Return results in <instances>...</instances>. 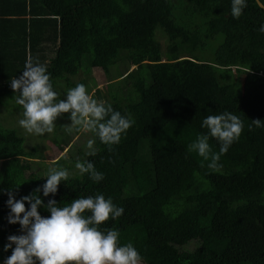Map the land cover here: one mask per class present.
<instances>
[{"label":"trees","instance_id":"obj_1","mask_svg":"<svg viewBox=\"0 0 264 264\" xmlns=\"http://www.w3.org/2000/svg\"><path fill=\"white\" fill-rule=\"evenodd\" d=\"M261 24L256 0H247L239 19L230 0H0L1 107L16 99L10 81L32 58L47 64L53 86L64 83V95L78 83L89 92L93 69L101 68L111 81L94 98L134 121L110 151L86 133L96 139L95 156L78 147L75 156L59 157L70 178L54 197L38 193L44 202L54 198L63 207L89 195L111 197L124 212L100 228L118 230L143 264H264V127L252 122L264 123ZM117 64L123 72L111 78ZM223 112L237 115L243 129L212 171L188 145L207 132L205 117ZM62 118L56 133L70 123L67 113ZM45 140H27L0 115V264L11 255L3 250L7 236L20 234L19 224L7 222L6 192L19 199L45 182L18 164H44ZM209 144L219 152L215 139ZM78 159L90 160L104 179L80 176Z\"/></svg>","mask_w":264,"mask_h":264},{"label":"clouds","instance_id":"obj_2","mask_svg":"<svg viewBox=\"0 0 264 264\" xmlns=\"http://www.w3.org/2000/svg\"><path fill=\"white\" fill-rule=\"evenodd\" d=\"M246 7L247 0H230L232 18L239 19ZM259 31L264 33V24ZM10 86L17 94L15 103L23 110L18 124L32 136L53 133L57 118L67 113L70 123L64 128L66 133H91L110 151L134 123L130 117L114 110L111 104L93 98L81 83L69 88L61 99L50 80L47 64L38 59L29 58L22 74L13 78ZM252 122L256 127H264L261 119ZM200 126L207 132L198 135L188 145V151L208 161L207 166L212 171H219L222 167L220 156L239 140L243 123L237 115L223 112L205 117ZM209 138L220 145L218 153L212 151ZM96 139L87 141L85 156L97 154ZM74 167L80 176L87 174L94 183L104 179V174L97 171L90 160L78 159ZM44 177L46 180L39 188L19 199L11 189L6 192L7 222L19 224L20 234L7 236L3 250L11 249V255L4 258L3 264H141L142 257L134 245L119 242L118 230L100 228L103 222L109 218L116 220L124 212L111 197L105 198L102 193L89 195L58 207L54 198L45 203L38 193L54 197L58 185L68 181L70 173L53 161ZM0 192L5 190L0 189ZM40 208L50 215L42 216Z\"/></svg>","mask_w":264,"mask_h":264},{"label":"rangeland","instance_id":"obj_3","mask_svg":"<svg viewBox=\"0 0 264 264\" xmlns=\"http://www.w3.org/2000/svg\"><path fill=\"white\" fill-rule=\"evenodd\" d=\"M165 44V43H164ZM165 46L163 47L164 50ZM164 55V54H163ZM135 66H132V68H134ZM131 68V69H132ZM233 68V73L236 74V77L243 80V75H241L240 73H237V71H235V67ZM118 72H123V68L121 66V64H117V66H113L111 68V78L112 77H117ZM76 76H73L72 78H75ZM111 80H109V76L101 69L98 67H95L93 69V75L90 79L89 82V94H91L92 96L94 95V90H96L97 88H105V86H107V84H109ZM60 85H64L63 82L58 81L55 86L54 89L57 91V93L59 94L60 98L63 99L64 94L61 92L62 88L60 87ZM94 98V96H93ZM22 108L20 106H18L15 103V100H11L10 102H8V104H3V106H0V115H2V117L5 118V121L7 122V127H13L16 128V125L19 126L18 121L19 119L22 118ZM60 122L62 123V125L64 124L63 122V118L58 117L57 120L55 121V129L54 132L51 134H45L44 136H32L27 134L24 130H23V134L26 136L27 140H31L33 137L40 139V138H44V139H49V140H45L44 144L42 145V154L45 157L43 162L44 164L40 161L39 159H33L32 161L35 162L33 163L31 166H26L24 165V163L22 164L20 162V160L23 161V159H19L18 164L19 166H21L24 170L27 171V173H29L30 177H38L40 178V174L41 177H44L46 175V172L43 170V168H45L47 165L51 164L53 161H56L59 157H61L63 154L68 153L71 154L72 156H75L74 153L77 152L78 147L80 148H86V143L87 141L90 139L89 135L87 138L86 133H75V131L71 134L65 133L64 131L58 132L56 133V129L57 128H61L63 129L62 125H60ZM48 136L50 137H56L57 139H52L48 138ZM70 139L69 141V145L67 144L66 147L64 148V150H60L58 148V146L60 144L64 145L65 144V139ZM74 144V145H73ZM27 146V143H26ZM16 160V159H15ZM0 161V167L1 165H3V163ZM42 168V172L39 173V169ZM43 173V174H42ZM143 264V263H141Z\"/></svg>","mask_w":264,"mask_h":264},{"label":"water","instance_id":"obj_4","mask_svg":"<svg viewBox=\"0 0 264 264\" xmlns=\"http://www.w3.org/2000/svg\"><path fill=\"white\" fill-rule=\"evenodd\" d=\"M256 1L259 4V6L264 9V4L261 2V0H256Z\"/></svg>","mask_w":264,"mask_h":264},{"label":"bare ground","instance_id":"obj_5","mask_svg":"<svg viewBox=\"0 0 264 264\" xmlns=\"http://www.w3.org/2000/svg\"><path fill=\"white\" fill-rule=\"evenodd\" d=\"M262 2V1H261ZM263 3V2H262ZM264 4V3H263Z\"/></svg>","mask_w":264,"mask_h":264}]
</instances>
